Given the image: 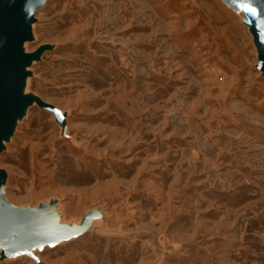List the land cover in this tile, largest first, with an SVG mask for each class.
I'll list each match as a JSON object with an SVG mask.
<instances>
[{"label":"rangeland","instance_id":"rangeland-1","mask_svg":"<svg viewBox=\"0 0 264 264\" xmlns=\"http://www.w3.org/2000/svg\"><path fill=\"white\" fill-rule=\"evenodd\" d=\"M33 18L36 101L0 152L30 240L0 264H264V58L244 14L48 0Z\"/></svg>","mask_w":264,"mask_h":264},{"label":"water","instance_id":"water-1","mask_svg":"<svg viewBox=\"0 0 264 264\" xmlns=\"http://www.w3.org/2000/svg\"><path fill=\"white\" fill-rule=\"evenodd\" d=\"M225 1L236 10L243 11L245 21L256 38L260 55L264 58V15H262L264 0H251L250 6L256 9L255 16L245 12V4L248 0ZM29 4L33 10L39 7L41 2L40 0H0V137L6 134L16 110L30 101L27 97L18 99L11 89L14 77L19 74L18 65L37 58V54L25 56L17 54L14 50V46L22 39L23 26L31 21V15L25 11V6ZM2 175L0 173V179ZM26 221L27 219L19 216L13 208L0 202V228L11 224V234L24 242L30 240L23 233Z\"/></svg>","mask_w":264,"mask_h":264},{"label":"bare ground","instance_id":"bare-ground-1","mask_svg":"<svg viewBox=\"0 0 264 264\" xmlns=\"http://www.w3.org/2000/svg\"><path fill=\"white\" fill-rule=\"evenodd\" d=\"M47 1L48 0H43V2L40 4L39 7L32 10L31 21H30V23L23 26L22 39L20 40V42L17 45L14 46V50L16 51L17 54H22L23 53V51H22L23 44L27 41H30V35L32 33L31 27H32V24L34 23L33 14L37 10L42 8V6H44ZM229 7L232 9H235V7H233V6H229ZM238 12L240 14H244L242 10H239ZM32 62H33L32 60H28L25 64L18 65L19 74L16 75L12 81L11 89L13 91V95L20 100L25 98V96L22 95V87L24 85H26V80H27V77L29 76V73H28L26 68L28 66H30V64ZM34 104H35L34 101H29L24 106H22L16 110V112L12 118V121H11L7 131H6V134L4 136L0 137V152L3 149V143L8 142L10 137L12 136L16 122L18 120H20V118L23 116L27 107L34 105ZM4 179H5V175H2V178L0 179V202H2L3 204H4V201H2L1 197H2V186L4 183ZM17 213L19 216L21 215V213H19V212H17ZM31 231L34 232L39 239L42 237L41 236L42 230H41V227L39 225L33 226ZM20 243H21L20 239H18L17 237H15L14 235L11 234V224H7V225L3 226V228H0V249L1 250L7 249L11 245H13L14 247H18Z\"/></svg>","mask_w":264,"mask_h":264},{"label":"snow or ice","instance_id":"snow-or-ice-1","mask_svg":"<svg viewBox=\"0 0 264 264\" xmlns=\"http://www.w3.org/2000/svg\"><path fill=\"white\" fill-rule=\"evenodd\" d=\"M40 2L42 3L43 0H40ZM250 2H251V0H248V3L245 4V12H246V14L255 16L256 15V9L254 7H251L250 6ZM25 11L29 15H31L32 14V6L30 4L29 5H26L25 6ZM262 15H264V13H262ZM57 115H59V113H57Z\"/></svg>","mask_w":264,"mask_h":264}]
</instances>
